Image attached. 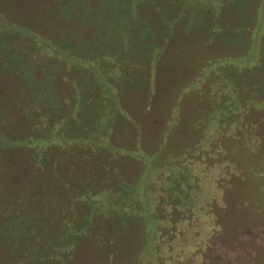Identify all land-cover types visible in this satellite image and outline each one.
Listing matches in <instances>:
<instances>
[{
	"label": "rangeland",
	"instance_id": "1",
	"mask_svg": "<svg viewBox=\"0 0 264 264\" xmlns=\"http://www.w3.org/2000/svg\"><path fill=\"white\" fill-rule=\"evenodd\" d=\"M262 82L264 0H0V264H192L226 208L263 229ZM222 86L251 97L227 122Z\"/></svg>",
	"mask_w": 264,
	"mask_h": 264
},
{
	"label": "flooded vegetation",
	"instance_id": "2",
	"mask_svg": "<svg viewBox=\"0 0 264 264\" xmlns=\"http://www.w3.org/2000/svg\"><path fill=\"white\" fill-rule=\"evenodd\" d=\"M35 163L37 164L36 168L41 164L40 162ZM222 194L223 199H225L226 192ZM208 206L210 207L209 211L215 213L216 208L213 207V201ZM174 210H177L178 214ZM170 212V216H165L170 222V228L183 222L184 225L187 223V227L190 229L193 222L199 219L194 217L196 214L192 212L191 208L180 210L176 206ZM227 212L228 208L220 215L221 220L223 217V222L214 224L202 242H199L198 233L191 237L192 252L195 255L192 264H261L264 262L260 256L264 252V240L262 241L264 228L260 230V222L250 218L242 219L238 216L235 218L234 215L231 216ZM218 220L219 218H217ZM162 234H165L164 230ZM167 239L169 241L174 239L182 241V235L174 233V229H171ZM187 239L189 240L190 237L187 236ZM165 248L168 251L173 250L169 246ZM162 259L173 262L175 258L163 257Z\"/></svg>",
	"mask_w": 264,
	"mask_h": 264
},
{
	"label": "trees",
	"instance_id": "3",
	"mask_svg": "<svg viewBox=\"0 0 264 264\" xmlns=\"http://www.w3.org/2000/svg\"><path fill=\"white\" fill-rule=\"evenodd\" d=\"M222 88H223V91L216 92L215 96H213V97L211 96V97L208 98L212 102L209 109H211V107H214V108L216 107L218 110L223 111L222 114H224V116L221 119V121L222 122H227L235 114H230V115L227 114V115H225V112L232 111V107H237L238 108V106H243V104H246V101H248V105H249V103L251 101V97H250V95L249 96H243L242 94H239V91L231 94L230 92H228L227 86H222ZM258 91H259V89H258ZM260 91L261 92L259 94H260V98H261L262 97V92H263L262 86H260ZM216 103H217V105H215ZM95 108H97L99 110L98 106H96ZM0 111H1V109H0ZM8 137H10V136L8 135ZM10 138L13 139L12 137H10ZM41 178H43V176ZM29 216H31L30 213H29ZM72 227H73V229L77 228L73 224H72ZM79 230H81V229H79ZM49 239H52V238H49ZM63 261H68V260H63Z\"/></svg>",
	"mask_w": 264,
	"mask_h": 264
}]
</instances>
